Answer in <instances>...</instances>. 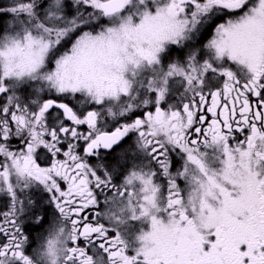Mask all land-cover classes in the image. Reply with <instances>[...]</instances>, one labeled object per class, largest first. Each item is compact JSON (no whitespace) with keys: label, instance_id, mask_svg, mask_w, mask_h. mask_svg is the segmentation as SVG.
I'll use <instances>...</instances> for the list:
<instances>
[{"label":"snow or ice","instance_id":"1","mask_svg":"<svg viewBox=\"0 0 264 264\" xmlns=\"http://www.w3.org/2000/svg\"><path fill=\"white\" fill-rule=\"evenodd\" d=\"M0 16V264H264V0Z\"/></svg>","mask_w":264,"mask_h":264},{"label":"flooded vegetation","instance_id":"2","mask_svg":"<svg viewBox=\"0 0 264 264\" xmlns=\"http://www.w3.org/2000/svg\"><path fill=\"white\" fill-rule=\"evenodd\" d=\"M5 17L6 16H2L1 25H6V24L3 23V21H5ZM7 19H9V16L6 18V21H8ZM180 56H181L180 50H174L172 52V59H179ZM52 98H55V97H52ZM65 102L71 103L69 100H66ZM80 105H81V107H85L83 104H80ZM133 139H134V137H133ZM12 143H13V145H17L19 142L16 141V140H13ZM117 151H119V149H117ZM90 162L95 163L97 161L95 160V158H92ZM173 163H174L175 167H179L180 166V163H179V161L177 160L176 157H173ZM33 199H37V200L41 199V193L38 191L36 193V195L33 196ZM44 199H46V197H44ZM101 199H102V197H101ZM0 210H5L6 211V209L3 207V202L2 201H0ZM24 230H25V234L29 237V243H28L27 247H28L29 250H31V249L35 248L37 246L38 242H39L37 240V237H40L42 239V235L44 234V230L41 227L31 223L30 220L27 217L25 218ZM0 239H2V237H0Z\"/></svg>","mask_w":264,"mask_h":264},{"label":"rangeland","instance_id":"3","mask_svg":"<svg viewBox=\"0 0 264 264\" xmlns=\"http://www.w3.org/2000/svg\"><path fill=\"white\" fill-rule=\"evenodd\" d=\"M12 3H13V0H0V8H7V7H10V6L12 5ZM2 4H3V5H2ZM7 17H8V16H6V17H5V21H3L4 24L9 23L10 20H11V17L9 16V19H7L8 21H6V18H7ZM0 26H2V25H0ZM20 94H21V95H24L25 93L22 91ZM45 98H47V96H46ZM69 101L72 103V101H71L70 99H69ZM75 102H76L77 104H83L82 101H81V98H80V97H77Z\"/></svg>","mask_w":264,"mask_h":264},{"label":"trees","instance_id":"4","mask_svg":"<svg viewBox=\"0 0 264 264\" xmlns=\"http://www.w3.org/2000/svg\"><path fill=\"white\" fill-rule=\"evenodd\" d=\"M1 21H2V16H0V25H1Z\"/></svg>","mask_w":264,"mask_h":264}]
</instances>
